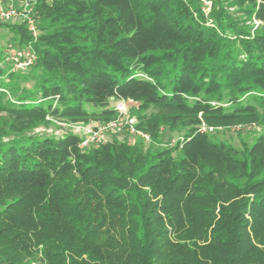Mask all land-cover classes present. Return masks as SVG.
<instances>
[{"label":"trees","instance_id":"1","mask_svg":"<svg viewBox=\"0 0 264 264\" xmlns=\"http://www.w3.org/2000/svg\"><path fill=\"white\" fill-rule=\"evenodd\" d=\"M210 1L36 0L33 64L0 49V264H264V0ZM118 100L173 145L35 133ZM246 121L241 148L201 130Z\"/></svg>","mask_w":264,"mask_h":264},{"label":"built area","instance_id":"2","mask_svg":"<svg viewBox=\"0 0 264 264\" xmlns=\"http://www.w3.org/2000/svg\"><path fill=\"white\" fill-rule=\"evenodd\" d=\"M201 2L203 3L204 12L207 13L210 10L211 1L201 0ZM35 4L36 0H0V22L20 21L25 25L31 36V40L23 48L11 49V46L8 47L7 61L11 64V71H26L36 58L33 41L37 39L39 30ZM126 104L127 101L124 100L116 101L114 110L117 117L88 128L85 134L80 137L78 147L84 150L98 145L105 141L108 134L121 130H125L132 137L149 142L151 140L149 133L136 127L137 120L134 116L128 114ZM211 129V127L205 125L201 128L202 131H211Z\"/></svg>","mask_w":264,"mask_h":264},{"label":"rangeland","instance_id":"3","mask_svg":"<svg viewBox=\"0 0 264 264\" xmlns=\"http://www.w3.org/2000/svg\"><path fill=\"white\" fill-rule=\"evenodd\" d=\"M47 1L50 2L49 0ZM19 23L20 21L10 20L8 22H4L3 25H0V49L3 51L4 54L9 53L8 51L9 46H11V49L23 48L25 46V45H19L16 42L12 41L14 33L11 31L10 25L19 24ZM26 84L29 85V83ZM126 106H127L128 114L136 118V116L131 113L135 107L132 101L128 100ZM97 124H99V122L97 121L83 123V122H70L62 119H53L48 125H43L37 128L35 130V133L46 134V135H62L69 132V133L77 134L81 137L85 134L88 128H90L91 126H95ZM210 127L212 128L211 131H204V132H208L212 140L223 141L235 148H241L243 141L247 143H251L262 132V129L259 125L248 121L233 122L228 125H219V126H210ZM107 137L108 138L114 137L118 140H123L125 137H128L131 142L140 139L130 136L125 130L110 133L108 134ZM176 138H177L176 134L163 131V135L158 141L150 140L149 142H144L143 140H141V148H143V150H146L150 146L171 147L173 145V141ZM35 264H40V263L35 262Z\"/></svg>","mask_w":264,"mask_h":264}]
</instances>
